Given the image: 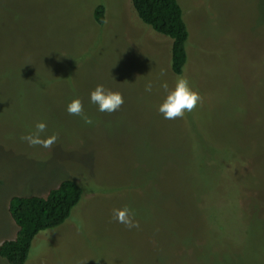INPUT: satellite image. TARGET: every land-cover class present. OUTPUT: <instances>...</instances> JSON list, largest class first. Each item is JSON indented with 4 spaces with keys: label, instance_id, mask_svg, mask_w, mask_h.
Instances as JSON below:
<instances>
[{
    "label": "rangeland",
    "instance_id": "1",
    "mask_svg": "<svg viewBox=\"0 0 264 264\" xmlns=\"http://www.w3.org/2000/svg\"><path fill=\"white\" fill-rule=\"evenodd\" d=\"M176 1L189 33L177 75L170 39L130 0H0V242L16 231L10 196L81 189L24 264H264V0ZM177 76L202 102L168 120L160 84ZM97 84L122 94L119 110L90 103ZM73 97L91 125L67 113ZM38 121L51 149L21 139ZM125 205L138 228L112 218Z\"/></svg>",
    "mask_w": 264,
    "mask_h": 264
},
{
    "label": "trees",
    "instance_id": "2",
    "mask_svg": "<svg viewBox=\"0 0 264 264\" xmlns=\"http://www.w3.org/2000/svg\"><path fill=\"white\" fill-rule=\"evenodd\" d=\"M141 22L157 33L170 39L169 68L177 75L187 59L185 43L189 33L176 0H130ZM93 19L101 24L104 8L97 4L92 11ZM187 44V43H186ZM80 187L70 179L61 180L44 196L12 195L7 201V212L16 226L11 239L0 242V258L6 264H24L31 241L40 231L61 224L78 202Z\"/></svg>",
    "mask_w": 264,
    "mask_h": 264
},
{
    "label": "clouds",
    "instance_id": "3",
    "mask_svg": "<svg viewBox=\"0 0 264 264\" xmlns=\"http://www.w3.org/2000/svg\"><path fill=\"white\" fill-rule=\"evenodd\" d=\"M163 75V73H162ZM165 91V96L157 106V111L165 119L175 120L183 118L186 112L193 111L197 104L202 102V97L198 91L194 90L185 76H177L172 87L166 81L160 84ZM153 88L149 81L145 84V91L151 92ZM90 103L98 106V111L112 113L123 105L124 99L119 91L105 88L103 84H97L89 93ZM69 115L80 117L85 124L91 125L93 120L84 112L82 101L78 97H73L66 105ZM47 131V124L38 121L33 131L21 136V139L28 143L30 147H42L51 149L58 140V135H44ZM112 218L128 228L139 227L138 221L134 219L135 213L127 206L113 208Z\"/></svg>",
    "mask_w": 264,
    "mask_h": 264
}]
</instances>
